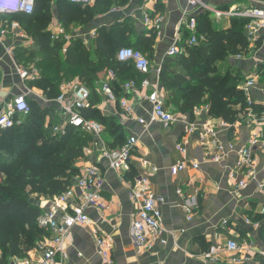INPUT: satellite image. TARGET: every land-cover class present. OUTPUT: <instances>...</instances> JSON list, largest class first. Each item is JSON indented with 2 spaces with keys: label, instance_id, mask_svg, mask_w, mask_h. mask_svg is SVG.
Returning a JSON list of instances; mask_svg holds the SVG:
<instances>
[{
  "label": "crops",
  "instance_id": "0c3cea01",
  "mask_svg": "<svg viewBox=\"0 0 264 264\" xmlns=\"http://www.w3.org/2000/svg\"><path fill=\"white\" fill-rule=\"evenodd\" d=\"M203 3L207 9L192 8L189 0H93L88 7L98 14L91 16L87 22L83 20L73 22L68 34L75 38L66 42L63 49L74 40L83 41L82 37L100 29L107 32L116 31L120 35L121 44L140 48L151 63L152 83L156 85L165 101L166 109L175 118V122L166 128L159 122L151 121L152 104L146 100L151 89L145 91L141 88L140 83L144 79L142 75L135 79L138 87L133 90L126 89V85L133 79L126 80L125 76L118 79L115 75L116 79L111 81L110 68H105L97 74L95 88L97 91L102 92V87L106 83L110 87L113 83L119 85L118 94L111 88L115 102H109L103 95L99 110L103 116L110 120L114 119L113 121L119 125L124 134L123 139L127 140L133 136L138 139V144L133 152L130 169L114 173L108 171L107 163L101 158L99 150L102 147L108 149L117 147L115 136L101 123L99 124L103 127V132L99 137L87 134L92 138V142L85 149L84 157L77 161L76 167L79 170L84 166L96 165L103 171L106 183L102 199L107 209H89L87 214L94 225L78 226L72 230L67 240L69 258L64 264H106L96 246L98 236L112 243L114 264H234L225 260L220 263L208 260L211 248L225 239L235 240L240 245L253 244L254 249L251 253L254 255L251 261L242 264H264V257L259 254L264 248V191L259 189L260 183L264 182V122L261 120L259 133L262 145L254 150L253 175L249 177L246 174L244 179L247 187L241 189L235 186L236 182L230 180L229 176L236 170L238 151L257 133L256 126H248L251 121L243 112L235 124H228L222 118L210 115L209 106L196 109L192 116L182 114L160 82V70L170 47L176 41L185 43L191 37L186 28L190 19L207 14L215 30L228 29L231 26V18L241 16L227 14L235 11L247 13L253 9L264 10V0H203ZM217 12L224 15L219 17ZM145 14L154 21L162 19L160 32L144 26ZM250 20L245 29L246 35L250 24L259 23ZM3 22L2 26L10 22L9 17ZM58 24H61L60 21L54 17L48 31L52 33ZM152 35H155L154 41L145 49L142 45L148 43L147 39H151ZM97 38L87 46L92 51L96 50ZM260 39L261 47L257 49L256 43ZM34 44L35 41L20 24L19 30L10 35L4 45L0 44L2 96L10 98L23 93L26 87L30 88L28 83H23L17 77L15 63L23 68L34 65L39 69L37 63L42 61V55H37L29 62H26L28 57L23 55V51ZM249 45L246 53L231 56L217 63V68L222 74L230 71L241 79L239 89L249 74L264 71V28L259 29L256 41L249 42ZM8 48L13 49L14 58L7 53ZM64 61L65 56H62V62ZM73 80L79 78L64 81ZM30 89L36 95L45 96L41 89ZM252 97L254 105L260 107L256 111L257 114L261 116L260 119H264V76L261 77V84L253 92ZM123 99H126L133 109L132 118L121 106ZM202 108H208V111H203ZM198 113L201 114L197 115ZM56 115L57 125L62 120L58 109ZM137 119L145 120L147 127L140 125ZM192 124L195 129L190 133L189 128ZM204 129H212L216 133L217 143L225 148L226 156L221 163L210 160L217 149L202 142ZM212 140L211 137L207 139L209 142ZM230 146H233L234 150L231 151ZM180 149H184V153ZM181 162L189 165L199 164V169L189 167L173 175L171 169ZM139 177L147 178L151 183L152 193L162 212L164 232L160 239L152 241L150 247L138 252L131 236L136 206L131 200L130 192ZM238 179L242 180L241 177ZM48 200L51 199L44 198L43 204L38 206L41 209L47 208ZM190 203H194L191 215L185 209ZM44 241H49V237Z\"/></svg>",
  "mask_w": 264,
  "mask_h": 264
},
{
  "label": "trees",
  "instance_id": "16d2710c",
  "mask_svg": "<svg viewBox=\"0 0 264 264\" xmlns=\"http://www.w3.org/2000/svg\"><path fill=\"white\" fill-rule=\"evenodd\" d=\"M35 2L32 15L9 16L10 22H18L35 41L33 47L23 51L28 57L26 62L39 54L43 56L37 63L41 77L29 83V87L43 90L45 97L52 101L58 98L64 80L78 77L92 93L90 107L81 112L83 118L107 126L118 144L114 148L123 146L128 138L123 139L119 125L114 119L103 116L98 108L103 94L95 89L97 74L110 68L118 79L125 76L126 80H137L140 74L134 66L119 62L116 54L122 47L145 53L138 47L121 44L118 32L105 29L97 32L96 50L92 51L82 40L76 39L63 53L65 41L52 40L48 31L53 18L57 17L70 32L75 20L87 22L98 12L82 4L56 0ZM196 21L204 42L187 48L183 55L167 56L160 70V82L178 105L180 113L192 116L196 109L209 106L210 115L233 125L247 110L246 98L238 88L241 79L230 71L222 74L217 63L247 52L250 45L245 29L251 20L232 17L231 26L224 30H215L207 14H202ZM154 36L142 45L145 49L151 46L149 43H153ZM260 47L261 39L256 43V48ZM62 56H65L64 62ZM118 87L116 83L111 85L115 94H118ZM28 102L31 113L26 122L0 130V264H8L16 257H26L49 237V233L38 226V218L44 210L31 196L53 199L67 191L79 175L77 161L84 157L85 149L92 142L87 133L75 128H68L65 135H53L57 115L55 117L48 107L35 106L37 101ZM253 108L257 111L260 107L254 105ZM9 144L12 146L10 151Z\"/></svg>",
  "mask_w": 264,
  "mask_h": 264
},
{
  "label": "built area",
  "instance_id": "2783aa9c",
  "mask_svg": "<svg viewBox=\"0 0 264 264\" xmlns=\"http://www.w3.org/2000/svg\"><path fill=\"white\" fill-rule=\"evenodd\" d=\"M70 4H82L84 7L90 6L93 0H56ZM252 1V0H250ZM192 8L206 7L203 0H189ZM36 8L35 0H0V44L4 45L5 40L19 30L17 22H8L2 26L5 18L15 15H32ZM207 9V7H206ZM237 13V14H236ZM219 17L224 13H216ZM227 15L241 16L250 18L255 24L247 27V39L254 43L257 39L258 31L264 28V10L253 9L247 13L235 11ZM162 19L152 20L147 14L143 17L144 26L152 28L160 32V23ZM257 23V24H256ZM187 30L191 33V37L187 42L176 41L168 50L167 55L170 57L183 55L189 47H195L204 42V38L198 33V25L196 19H190L186 25ZM25 38V36H23ZM52 40L58 41L63 39L70 42L75 38L68 34L66 29L58 24L51 33ZM98 37L97 31L91 35L82 37L84 44L90 46ZM63 49V53H66ZM8 54L14 58L12 48H8ZM117 60L121 63H131L135 70L144 77L140 83L143 90L151 89V93L146 96V100L152 104L151 121L159 122L164 127H171L175 118L166 109L165 101L157 90L156 85L152 83L150 78L151 63L147 56L141 51L131 47H122L117 52ZM15 73L23 83L37 81L41 77V71L36 66L23 68L15 63ZM264 71H256L249 74L245 82L241 85L240 90L246 98L247 110L243 112L250 119L248 126L255 125L256 134L250 139L247 145L238 151V161L236 170L230 173V180L236 182L235 186L241 189L247 187L244 179L246 174L253 175L254 170V150L262 145L260 141L261 132V116L257 114L254 106L252 94L261 84V77ZM109 78L115 80L116 76L113 71L109 72ZM29 87V86H28ZM137 81L132 80L126 85V89H137ZM102 94L107 97L109 102H115L113 91L107 83L102 87ZM29 100H36L45 104H54L61 116V123L53 127L54 135H65L68 128H75L81 132L92 134L99 137L103 132V127L95 122L83 118L81 112L83 109L89 108L92 100L91 91L79 80L64 81L60 86V94L55 100H48L45 96L36 95L30 88L25 89L21 94L6 98L0 94V130H8L23 125L31 113ZM122 108L131 118L134 116L133 109L126 99L121 101ZM208 111V108H202ZM201 109V110H202ZM201 113H198L199 115ZM140 125L147 127V123L143 119H137ZM190 133L194 131V124L190 125ZM202 142L215 146L217 152L211 156V161L221 163L225 156V148L215 140L216 133L212 129H204L202 134ZM213 138L211 142L207 141ZM138 144V139L130 137L126 143L118 148L108 149L100 148V156L107 163L109 172L120 173L130 169L133 159V152ZM229 149L234 150L233 146ZM184 153V149H180ZM146 164V163H144ZM191 167L194 170L199 169V164L181 162L171 169L173 175L185 171ZM239 177L242 180L238 179ZM238 181V182H237ZM106 179L103 171L96 165L84 166L79 169V175L74 179L72 185L60 196L54 197L49 202V206L42 210L43 213L38 218V226L40 229L49 233V241L40 242L35 249L28 253L26 257L13 258L8 264H64L68 258L67 240L72 230L78 226L94 225L88 216L89 209L105 210L107 206L103 203L102 191L105 187ZM259 189L264 191V182L260 183ZM131 200L136 206V212L133 215L131 225V236L137 251L150 247L152 241L160 239L164 229L162 224V212L158 202L152 193L151 183L147 178L139 177L135 180L130 192ZM77 201V202H76ZM194 203L187 204L186 212L191 215ZM190 219V218H189ZM97 234V231L95 232ZM165 243V242H164ZM96 246L99 255L106 264H114L112 258V243L104 237L96 238ZM254 246L252 243L239 244L235 240L225 239L216 243L208 254V260L213 263L230 261L234 264L248 263L254 255L251 253ZM259 254L264 257V248ZM81 256V255H79Z\"/></svg>",
  "mask_w": 264,
  "mask_h": 264
},
{
  "label": "rangeland",
  "instance_id": "374dc122",
  "mask_svg": "<svg viewBox=\"0 0 264 264\" xmlns=\"http://www.w3.org/2000/svg\"><path fill=\"white\" fill-rule=\"evenodd\" d=\"M6 41V40H5ZM67 78H71V77H67ZM244 80V79H243ZM34 101H36V100H34ZM40 102H38V104H35V106H38V107H48L50 110H52L53 111V115L56 117V113H57V109H56V106H53V105H51V104H45V103H42V104H40ZM52 121V120H51ZM55 123L57 122V121H54ZM54 123V124H55ZM50 127V126H49ZM47 129V128H46ZM48 130V129H47ZM53 131V130H52ZM53 133V132H52ZM54 135V134H53ZM11 145L9 144V146H8V151H10L11 150ZM32 197V199L34 200V203L36 204V205H39V204H43V202H42V200H44V198L43 197H39L38 198V196H36V195H34V196H31ZM49 202L51 201V200H48ZM41 202V203H40ZM40 206V205H39Z\"/></svg>",
  "mask_w": 264,
  "mask_h": 264
}]
</instances>
